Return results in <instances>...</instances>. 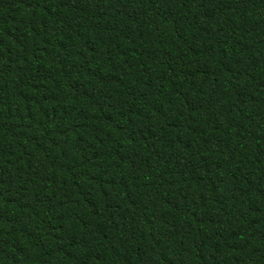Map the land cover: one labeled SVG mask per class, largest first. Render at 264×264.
I'll list each match as a JSON object with an SVG mask.
<instances>
[{"label": "trees", "instance_id": "1", "mask_svg": "<svg viewBox=\"0 0 264 264\" xmlns=\"http://www.w3.org/2000/svg\"><path fill=\"white\" fill-rule=\"evenodd\" d=\"M0 264H264V0H0Z\"/></svg>", "mask_w": 264, "mask_h": 264}]
</instances>
